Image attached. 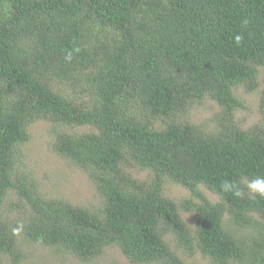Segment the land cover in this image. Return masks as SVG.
<instances>
[{
	"label": "trees",
	"instance_id": "trees-1",
	"mask_svg": "<svg viewBox=\"0 0 264 264\" xmlns=\"http://www.w3.org/2000/svg\"><path fill=\"white\" fill-rule=\"evenodd\" d=\"M263 68L264 0H0V264H20V237L82 261L116 247L135 264H184L169 235L211 264H264V198L220 188L264 177V126L235 121V90L256 91ZM205 96L221 108L211 131L188 119ZM260 97L264 111V83ZM38 120L93 129L59 133L53 149L94 182L96 207L11 180L15 149ZM166 183L191 199H167ZM11 192L21 221L5 218Z\"/></svg>",
	"mask_w": 264,
	"mask_h": 264
},
{
	"label": "rangeland",
	"instance_id": "rangeland-1",
	"mask_svg": "<svg viewBox=\"0 0 264 264\" xmlns=\"http://www.w3.org/2000/svg\"><path fill=\"white\" fill-rule=\"evenodd\" d=\"M256 79L260 84L256 91L249 92L242 86L235 90V96L244 105V108L235 112V121L239 127L246 130L254 126H264V111L260 107L264 68L259 70ZM54 86L61 95H73V93L77 95V92L72 90L73 87L67 83L62 84L56 81ZM220 112V106L209 96H205L191 109L188 119L191 123L211 131L215 128V119ZM92 131L93 129L89 126L63 127L45 120L33 122L28 128V140L15 149V164L11 180L22 179L24 182L36 184L41 195L46 198L60 199L86 208L96 207L99 204V198L94 182L84 170L73 165L67 158L58 155L53 149L59 133L80 135ZM126 171L140 182L149 178L147 171H140L136 168H129ZM200 189L210 201L214 203L219 201V198L205 187L201 186ZM163 194L167 199L176 203L191 199V194L186 188L174 183H166ZM16 202L17 196L11 192L5 201L4 213L5 218L9 216L10 220L17 222L25 218L24 210L11 211L16 205L10 206V204ZM181 216L191 229L195 227L192 213L182 211ZM165 239L184 264H211L197 250L186 253L180 249L172 235L166 236ZM19 243L23 244V257L20 264H135L130 262L116 247L105 249L103 254L93 260L82 261L69 252L43 247L30 241L27 242L21 237ZM2 264H13V262L8 257L3 259Z\"/></svg>",
	"mask_w": 264,
	"mask_h": 264
},
{
	"label": "clouds",
	"instance_id": "clouds-1",
	"mask_svg": "<svg viewBox=\"0 0 264 264\" xmlns=\"http://www.w3.org/2000/svg\"><path fill=\"white\" fill-rule=\"evenodd\" d=\"M243 23L246 25L247 20ZM234 43L239 46L244 37L241 34H237L234 38ZM72 54L68 53L65 56L67 62H71ZM220 188L224 193H229L236 198H244L246 195L250 198L260 197L264 198V177H255L250 180L234 181L230 179H224ZM14 232H18L19 229H13Z\"/></svg>",
	"mask_w": 264,
	"mask_h": 264
}]
</instances>
